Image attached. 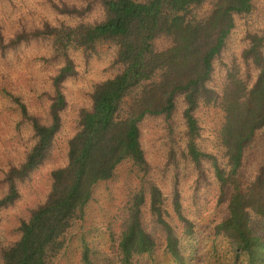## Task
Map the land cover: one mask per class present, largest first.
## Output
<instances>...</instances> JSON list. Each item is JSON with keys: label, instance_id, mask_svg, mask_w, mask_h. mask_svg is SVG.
<instances>
[{"label": "trees", "instance_id": "1", "mask_svg": "<svg viewBox=\"0 0 264 264\" xmlns=\"http://www.w3.org/2000/svg\"><path fill=\"white\" fill-rule=\"evenodd\" d=\"M96 1L103 13L99 21L47 25L10 41L17 46L50 37L64 65L53 77L50 124L12 96L32 131V145L5 172L8 191L0 197V216L52 157L67 107L64 83L76 74L70 52L89 58L102 46L112 48L116 74L94 85L91 108L82 110L79 129L68 141L67 165L51 171L50 192L21 222L20 238L0 246V264H264V162L253 175L245 171L248 150L264 136V36L249 35L242 54L256 70L252 85L238 68L227 70L221 90L211 85L236 17L252 14L254 0ZM207 4L209 11L200 13ZM90 9L66 12L83 18ZM159 41L166 46L160 48ZM180 101L184 128L177 132ZM202 108L221 115L213 149L201 144ZM147 119H162L173 144L166 167L172 166L176 179L169 195L150 179L152 165L142 144ZM181 164L196 174L190 204L178 190ZM125 165L136 174V186L126 184L113 220L87 234L95 189ZM210 203L214 212L204 220ZM99 231L109 237L112 257L90 245ZM76 243L77 256L71 250Z\"/></svg>", "mask_w": 264, "mask_h": 264}, {"label": "rangeland", "instance_id": "2", "mask_svg": "<svg viewBox=\"0 0 264 264\" xmlns=\"http://www.w3.org/2000/svg\"><path fill=\"white\" fill-rule=\"evenodd\" d=\"M254 3L255 10L252 14L236 17V27L228 46L216 61L211 85L218 90L224 86L228 69H240L242 77L249 78L251 85L255 81L256 70L250 64H246L242 57L250 44L249 35L264 36V0H254ZM90 7L83 18L66 12L72 11L71 9L88 10ZM209 9L210 4H207L200 13ZM102 15V7L96 0H0V38L5 43L4 48L0 47V197L5 196L8 191L3 181L5 172L11 163L17 165L24 158L27 147L32 145V131L28 123L21 118L19 107L13 102L12 96L22 99L31 112L40 116L43 123L50 124V104L54 95L53 77L64 65V60L55 53L54 43L50 37L42 35L39 39L22 41L17 46H11L10 41L22 33L43 31L47 25L73 26L81 20L99 21ZM157 44L160 48L166 46L162 41ZM70 56L75 61L76 74L64 83L67 107L62 113V127L54 141L52 157L20 186L21 196L15 204L1 211L0 246L17 241L21 235V222L29 219L31 211L45 202L50 192L51 171L67 165L68 141L79 129L82 110L91 108L90 95L94 85L116 74V70L112 68L115 52L107 46H102L97 54L89 58L81 51L74 50L70 52ZM201 110L199 112L203 128L201 144L213 149L221 115L211 108ZM182 112L183 105L180 101L175 119L177 132L184 128ZM142 132V144L152 165L150 179L169 195L176 177L172 166L166 167L169 150L173 145L166 124L162 119H147L142 124ZM263 162L264 136L259 134L253 147L247 152L246 173L253 175ZM179 172L178 190L190 204L196 174L184 164H181ZM135 175L129 165L121 166L113 181L101 184L95 189L96 200L89 208L85 223L87 234L113 220L120 202L125 200L126 184L129 183L132 187L137 184L138 179ZM215 195L214 192L213 199ZM214 209L215 206L210 203L207 214L204 213L202 218L208 219ZM89 242L91 246L112 257V244L103 232L92 234ZM79 247L80 245L76 243L71 248L76 252V256L79 254Z\"/></svg>", "mask_w": 264, "mask_h": 264}]
</instances>
